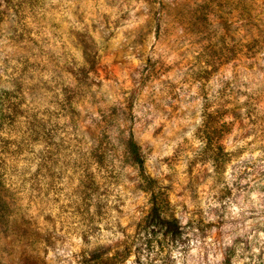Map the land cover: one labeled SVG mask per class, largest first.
I'll return each instance as SVG.
<instances>
[{"label":"rangeland","instance_id":"rangeland-1","mask_svg":"<svg viewBox=\"0 0 264 264\" xmlns=\"http://www.w3.org/2000/svg\"><path fill=\"white\" fill-rule=\"evenodd\" d=\"M100 254L264 264V0H0V264Z\"/></svg>","mask_w":264,"mask_h":264},{"label":"trees","instance_id":"trees-1","mask_svg":"<svg viewBox=\"0 0 264 264\" xmlns=\"http://www.w3.org/2000/svg\"><path fill=\"white\" fill-rule=\"evenodd\" d=\"M132 147H133L132 150L133 154L136 156V161L139 163L141 169H143V163L139 158L137 147L136 146H132ZM144 180L147 183L148 187H153L154 182L150 178L144 176ZM152 205L153 206L151 209V215L149 217L150 220L157 222L161 226H164V230L166 231V234L171 238L179 239V237L182 235L181 227L175 223L170 224L165 222V220L162 218L160 202H158V200L155 197H153ZM165 224L167 226H165ZM104 254H100L99 256L92 259L90 258L88 259L85 258L84 256H81L77 261H75V264H109L112 259L105 257ZM130 254H131V244H128V242H126L121 247V250L117 252L116 255L118 256V259L116 261L122 262Z\"/></svg>","mask_w":264,"mask_h":264}]
</instances>
